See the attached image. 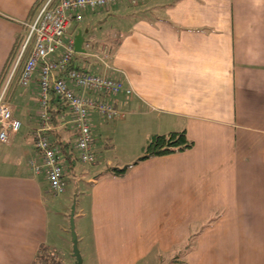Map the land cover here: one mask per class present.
<instances>
[{"label": "crops", "instance_id": "1", "mask_svg": "<svg viewBox=\"0 0 264 264\" xmlns=\"http://www.w3.org/2000/svg\"><path fill=\"white\" fill-rule=\"evenodd\" d=\"M37 1L0 0V81ZM80 36L76 65L134 89L114 97L124 112L115 127L93 114L98 160L66 176L83 264H264V0L119 2L85 11L68 31L75 48ZM86 42L88 53L110 45L109 67L86 54ZM8 100L22 127L0 142V264L54 261L61 194L29 162L41 161L38 79L25 88L16 78ZM122 124L136 125L138 139L113 156ZM179 130L192 148L141 160L124 176L105 173L136 161L150 136Z\"/></svg>", "mask_w": 264, "mask_h": 264}, {"label": "built area", "instance_id": "2", "mask_svg": "<svg viewBox=\"0 0 264 264\" xmlns=\"http://www.w3.org/2000/svg\"><path fill=\"white\" fill-rule=\"evenodd\" d=\"M151 0H38L31 18L24 23L25 32L20 39L13 61L0 85V142L10 144L22 121L14 115L8 100V91L14 80L29 87L37 78L39 88V125L34 131L35 148L41 161L31 159L36 174H44L53 194H62L69 171L61 148L50 136L56 126L49 111L51 93L66 105L67 113L60 116L68 121L76 134L73 147L79 161L95 164L98 160L96 135L91 117L98 114L104 121L124 117L114 97L134 93L132 86L122 78L98 73L74 62L76 48L68 37L74 22L84 19V12L108 8L119 2L139 6ZM91 42H86V54L93 55L109 67L110 45L102 43L94 53H88ZM80 90V91H79ZM91 92L93 94H87Z\"/></svg>", "mask_w": 264, "mask_h": 264}, {"label": "trees", "instance_id": "3", "mask_svg": "<svg viewBox=\"0 0 264 264\" xmlns=\"http://www.w3.org/2000/svg\"><path fill=\"white\" fill-rule=\"evenodd\" d=\"M18 43L19 41L16 43L14 51L12 52L6 69L4 70V73L1 77V84L4 81L8 69L13 61V58L17 51ZM66 108V105L59 100L54 92H52L49 111L52 116L51 122L53 125L57 126L62 123L60 116L66 110ZM55 143L60 146L64 159L68 163L69 171H73L74 168L77 167L78 162H80L77 156V152L73 147V143L70 140L65 139L56 140ZM193 146L194 141L188 137L186 130L171 131L167 134H154L148 139L144 148V154L140 156L136 161L123 167H108L106 168L105 173L113 174L116 176H124L131 166L137 164L141 160L154 156H162L175 152L186 151ZM42 260L44 264H49L48 258H43Z\"/></svg>", "mask_w": 264, "mask_h": 264}, {"label": "rangeland", "instance_id": "4", "mask_svg": "<svg viewBox=\"0 0 264 264\" xmlns=\"http://www.w3.org/2000/svg\"><path fill=\"white\" fill-rule=\"evenodd\" d=\"M128 23V18L124 19V21L122 22L123 25H126ZM122 118L124 117H120V118H116L114 120H111V121H106L104 124H105V127L106 129L109 128L108 126H106L107 124H111L112 126L115 127V125L117 124L116 122H118L119 120H122ZM128 119V117L126 118ZM131 127L129 126H126L124 124H122V126L120 127V130L117 132L116 136V140L118 142V146H117V151L116 152H111V154L113 156H120L122 153H124V150H123V145L124 146V149L126 148L127 144H130V139H133L134 138V142H137V137H134V129H137L136 128V125H131L129 124ZM104 127V128H105ZM113 127V128H114ZM65 129V140H72V135H73V130L72 128L69 127V125H66V127L64 128ZM71 129V130H70ZM130 134V136H129ZM127 136V139L125 140V137ZM131 136H133L131 138ZM100 137V136H99ZM104 137V136H103ZM105 137H106V134H105ZM113 139V142H114V136L112 134V137H110V139H104V138H101L100 137V144L102 146H105L106 145V142L107 141H111ZM139 148V147H138ZM130 153V152H128ZM133 153V152H131ZM110 155V153H107ZM81 164H77V170H79L81 172V174H88L90 171H91V164H85V163H82V162H79ZM85 164V165H84ZM72 174V173H71ZM68 176H70V173L68 174ZM72 179H73V176H72ZM71 179V180H72ZM79 183V182H78ZM81 183V185H80ZM79 183V186L80 188L82 187V182L80 181ZM71 193H75L74 192V188L72 187H68L65 189V191L59 196L58 198V204L54 206L53 208V211L55 212H58L56 214H59L58 216L60 217L59 220V223L60 225L56 226L55 228V237H56V240H57V243H58V246H57V258L58 259H61L60 262H58V259H54V261H52L51 259H48V263L50 264H75L76 262V259L73 255V241H72V234H71V213H72V209H73V206L76 205V201L75 200H71V204L68 206V198L70 196ZM67 213V214H65ZM74 219H75V216H74ZM209 222V221H208ZM64 224V228H62V225ZM76 224V222H75ZM76 232H77V229H76ZM65 240H67L68 244H69V249L66 250V242ZM192 245V240L190 239L188 241V245L186 248H189L190 246ZM80 248H81V245H80ZM181 252V251H180ZM48 254L45 255L44 259L47 258ZM49 257V256H48ZM42 261V262H41ZM38 264H44L43 263V260H41ZM70 261V262H69ZM168 264H175V261L174 260H171L169 261Z\"/></svg>", "mask_w": 264, "mask_h": 264}, {"label": "water", "instance_id": "5", "mask_svg": "<svg viewBox=\"0 0 264 264\" xmlns=\"http://www.w3.org/2000/svg\"><path fill=\"white\" fill-rule=\"evenodd\" d=\"M83 43L82 36L79 37V40L76 41V50H82L80 49V45ZM80 46V47H79ZM84 51V50H83ZM75 206H73L72 213H71V234H72V241H73V256L76 259L75 264H83V256L79 248V239L78 234L76 232V224H75Z\"/></svg>", "mask_w": 264, "mask_h": 264}]
</instances>
